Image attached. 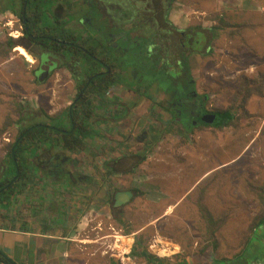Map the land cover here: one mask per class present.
Masks as SVG:
<instances>
[{
    "label": "rangeland",
    "instance_id": "1",
    "mask_svg": "<svg viewBox=\"0 0 264 264\" xmlns=\"http://www.w3.org/2000/svg\"><path fill=\"white\" fill-rule=\"evenodd\" d=\"M69 1L73 5L71 9L63 7L60 2L57 5L60 4L58 8L63 14L67 11L73 12V21L72 17H69L72 21L69 24L71 30H76L77 19L83 18L80 22L88 23L85 29L90 30L92 27L98 31L92 37L97 39L98 43L106 42L112 45V42H115L113 47L119 48L121 56L124 54L123 58H127L128 64L133 68L156 62L144 53L146 42H138L130 31L132 26L139 31L144 30L143 27L140 28L144 18H154V14L146 15L151 0L139 3H130L131 0ZM160 1L162 5L159 14L164 5V0ZM219 1L221 0H173L170 13L169 8L166 9V18L162 13L157 16L156 26L186 31L191 27L205 28L206 20H212V26H219V20L222 19V24L227 27L222 28L217 39L212 41L209 54H188V65L196 81V93L207 96L205 111H208V115L230 108L229 111L236 121L223 127H216L217 122L196 128V120H188L187 123L179 121L181 117L178 118L180 115L175 111L181 110L178 109L179 105L169 111L161 107L173 99L172 91L152 92L151 101H148L130 89L127 92L124 89L119 90L118 98L124 105L121 109H128L129 115L123 120L121 130L125 138L122 141L124 147L121 153L117 151L113 155L121 157L132 152L133 159L144 157V161L135 172L125 177L103 179L101 183L100 179L96 178L93 183L94 178L89 176L88 184H82L85 190H81V194L73 200L80 204L81 212L85 208L82 205L83 199L90 198V202L95 204L91 206L89 203V208L83 211L86 212L85 216L80 213L81 218L77 219L78 225L81 220L86 222V226L89 225L83 228L82 232L78 230V237L86 239V250L91 258L103 259L108 263L110 259L115 264H143L142 259L132 255L135 238L142 237V244L146 246L147 251L167 264H176L182 257L187 256V251L190 252L187 259L189 264L220 258L234 260V255L242 249L251 235L250 226L254 219L264 209V89L261 95L252 92L242 109L239 104L244 93L241 92L242 89L238 92L242 78H254L256 72H264L263 67L254 70L253 67L247 66L250 57L246 56V50L242 51L245 54L242 55L243 58L237 55L238 46H247L249 37L256 33V29L252 24H248L251 23L250 20L244 18L247 13L239 12L235 0H226L227 3H224L234 4V8L223 9L219 8ZM254 1L264 9V0ZM20 2L21 0H0V10L14 7L18 13ZM104 3L109 4L112 9H118V13L99 12V5ZM142 5L145 9L140 10ZM155 5L156 3L153 4ZM84 7L86 8L83 9ZM82 12L86 17L81 16ZM130 14L134 17L125 20ZM189 18L191 20L188 22ZM238 21L244 28L242 27L237 35V29L232 23ZM22 36L18 18L11 12H0V43L4 44L11 38L14 43L16 41L19 45H24V48H21L31 58L29 62L25 60V56L15 51V47L12 48L13 52L10 50L6 56L0 53V163L4 146L11 142L15 135L16 124L13 123L19 117L16 104L21 103L24 111L41 113L47 120L48 114H63L64 109L78 93L71 74L64 68L55 67L44 82L34 80L33 71L38 68L39 52L36 46L28 43ZM258 37L263 42L264 34L260 33ZM169 40L172 57H176L182 40L179 37ZM72 61L73 59H70L68 62ZM175 61L176 59L173 60ZM250 68L253 70L251 73ZM83 70L82 68L81 71ZM135 77L137 74L131 75V78ZM237 95L239 98L235 101ZM187 105L191 106L190 103ZM186 106L182 109H187ZM193 110L198 111L196 108ZM188 116L190 114H187ZM9 122L12 123L5 126ZM113 135L115 137L114 133ZM75 155L77 154L69 156ZM101 157L102 155H97L94 160L90 152L80 153L74 170L85 172L94 167H102ZM122 184L133 200L121 203L112 211L111 206L109 209L108 205H105V201L110 199L115 191H119ZM253 187L261 189V192L252 189ZM90 189L92 192L89 195ZM183 190L187 191L185 198L175 204L176 199L182 196ZM21 193L23 194L16 196L18 201L15 204L11 203L10 196L12 206L8 210L2 211L3 207L0 208V224L3 223L1 215L13 219L14 222H11L15 225L22 224L24 190ZM36 197L38 194L32 195L33 200ZM173 203L174 206L169 205ZM199 205L210 213L214 220L224 218L215 230V246L210 245V240H207V222L201 216ZM119 234L123 235L121 239ZM113 236L122 240L119 245L124 252L114 248L117 245ZM177 242L184 247H179ZM200 250L203 251V256L196 260ZM173 251L176 252L173 254ZM173 255H179L181 258L174 259Z\"/></svg>",
    "mask_w": 264,
    "mask_h": 264
},
{
    "label": "trees",
    "instance_id": "2",
    "mask_svg": "<svg viewBox=\"0 0 264 264\" xmlns=\"http://www.w3.org/2000/svg\"><path fill=\"white\" fill-rule=\"evenodd\" d=\"M165 1H169L168 5H170L173 0ZM57 2H60L63 7L68 9L73 7L69 0H21L20 11L18 13L14 7H6L0 10L3 13L10 11L18 18L24 40L37 47L39 54L45 58L43 61L48 59V56H53L61 60L57 69H67L69 68L67 67L69 65L68 61L73 59L71 66L74 68L71 69V72L74 74L73 81L78 90L76 97L64 109L63 114H56L49 117L46 113H43L48 117V121H45L46 118L41 113L24 111V106L21 103L16 104L19 117L13 123L16 124L15 135L12 141L4 146L3 157L0 163V208L8 209L12 202H17L18 198L16 196L23 194L21 192L26 188L30 180H35V183L39 184V179L37 178L36 180L33 178L35 176L39 177L43 173V169L51 168L47 155H51L53 162L59 159V163L61 164L52 166L54 173H51L50 176H56L55 178L58 177L59 181L61 180L65 183L72 181L74 184H71L75 185L76 182L62 171L63 165L68 161V158L62 152L74 155L85 148L86 139L91 138L94 134L92 126L94 111L99 109H116L117 107L121 108V106H124L118 98L120 95V93L118 94L119 90L123 91L124 89L127 92L130 89L136 92L139 97H143L148 101L151 99L150 93L152 92L168 93L172 91V103L176 102L178 98L185 99L186 102L187 100L192 101L195 106L200 105L202 107L207 103L206 95L201 96L196 93V81L188 65V54H196L195 52L203 54L205 51H208L205 54H209V46L213 41L211 30L196 27H191L189 30H186L183 36H187V34L193 32L190 34V44H185L184 38V42L181 41V45L182 49L185 50L178 52L174 64L168 63L165 57L171 56L172 54L169 48L170 42L167 40L170 32L165 30V27L161 25L156 27V21L159 15L162 13V16L165 17L167 15L166 10L162 6L161 13L159 14V8L162 5L161 1L151 0L148 4L146 15L154 14L156 20L150 19L149 17L144 18L145 21L140 25V28L143 27L144 30H140V33L145 32L149 36L144 34L139 35L138 42L145 41L154 46V51L152 52L145 44L144 53L151 56L156 62H152L151 64L145 63L141 66H134L133 68L132 65L128 64L127 58H123L125 55L123 54V57L121 56L122 52L119 48L113 47L114 44L109 45L106 42L98 43L92 37L98 31L92 29V27L90 30L85 29L88 23L80 22L83 18L77 19V29L71 30L69 24L74 19L73 12L67 11L64 13L65 16L63 18L53 16L52 7ZM154 3H156L155 6H153ZM81 16L86 17L83 12ZM69 17H72V21L69 20ZM221 23H224L222 19L219 20V25ZM154 28H157L158 31H152ZM171 28L174 32H177L175 28ZM157 34L166 37V40L159 42L157 39L156 44L151 38ZM159 44L166 47L164 52L157 47ZM18 46H23L24 48V45H19L16 41L14 43L9 38L4 44L0 43V53L6 56L12 48ZM162 54L165 55L163 56ZM80 63H83V65L79 66ZM82 68L84 69L81 71L82 74L80 73V76H76V70L79 69L80 71ZM33 74L34 80L38 82L35 77V71H33ZM132 74H137V77L131 78ZM241 80L242 83L238 92L242 89L241 92L244 93L239 104V107L242 109L246 99L252 92L261 95V91L264 89V72L258 74L255 79L244 77ZM181 91L185 93H181ZM237 98H239V95H237L235 101ZM170 102L161 107L165 111L173 109ZM182 106L186 105L182 104ZM178 109L182 108L179 106ZM229 110L230 108H227L225 111L216 112L221 117L220 122L215 125L216 127L228 126L233 121H236V118ZM200 111H203V109H200ZM172 114H174V111ZM181 116H178V118ZM175 118L177 119V117ZM181 118L185 120L184 116ZM196 118L194 116L186 117L189 121L195 119L200 121L199 116ZM39 119H43L44 121ZM11 123L9 122L5 126H9ZM202 126L209 125L201 122L196 128H201ZM1 132L2 130L0 134ZM56 149H60L61 152L57 154ZM135 161L133 162L137 165L140 161H144V157L137 158ZM135 163H133L130 172L136 168ZM79 180L81 181L83 179L79 178ZM252 189L261 192V189L254 187ZM128 195L129 201L127 203L133 200L130 193ZM259 195L262 197L261 193ZM10 196H12L11 203ZM116 201L118 200L114 196L111 205H116ZM115 209L116 207H111L112 211ZM199 210L201 216L207 222V240H210V245L215 246L217 243L214 237L215 230L224 221V218L214 220L211 214L207 213L200 205ZM250 231V237L242 249L234 255V260L220 258L212 259L205 263L201 260L197 264H264V209L254 219L253 224L250 226ZM142 243V237L135 238V243L132 248V255L135 258L142 259L140 261L143 264H167L161 258L149 253L146 246ZM187 252V256L176 264H189L187 259L190 252ZM199 254L196 260L200 256H203V251L200 250ZM0 264L16 263L0 250ZM110 264L115 263L111 260Z\"/></svg>",
    "mask_w": 264,
    "mask_h": 264
},
{
    "label": "crops",
    "instance_id": "3",
    "mask_svg": "<svg viewBox=\"0 0 264 264\" xmlns=\"http://www.w3.org/2000/svg\"><path fill=\"white\" fill-rule=\"evenodd\" d=\"M140 1L142 2L143 0H131L130 3H135V2L139 3ZM57 3L52 7V14H54L53 16H55L56 18H63L65 15L61 13V10L58 8ZM219 3H221L219 5L220 9H223L225 7L234 8V6H232L234 4L224 5V3H227L226 0H221L219 1ZM168 4L169 1H165L163 6L165 10L169 8V13H170L172 5H168ZM235 5L237 8H239V12H241L242 14L247 13L244 16V18L246 20H250L251 23L248 24L249 25L252 24L256 29V33L251 37H249L250 41L247 44V46H240V45L238 46L239 50L237 51V55L239 58L240 57L243 58L245 54L242 51L246 50L248 52L246 56L250 57L248 58L250 63L247 66L253 67L254 70H256L258 67L264 68V37H263V42L258 37L260 33L264 34V9L262 8V5L256 4L254 0H235ZM87 6L88 5H86V7ZM86 7H84L83 9H85ZM233 8L232 10H234ZM141 9H145V7L143 5L140 6V10ZM99 10H100L99 12L104 14L107 13V11H111L112 13L115 14L118 13V9H112L111 6L107 3L99 5ZM137 11L139 10L137 9ZM4 13L10 14V11H6ZM133 17L134 15L130 14L125 17V20L132 19ZM108 19L110 22V18ZM153 20H156V18L154 17ZM190 20L191 18H189L188 22ZM179 21L180 20H178V22ZM211 21L212 20H206L204 25L205 28L203 29L211 30L212 31L211 36L213 40H215L217 39L220 30L227 26H225L222 23L219 26L217 25L212 26ZM195 24L198 23H194V25ZM126 25H128V23H126ZM232 25L237 29V32L235 31L233 32H235V34L238 35L239 30L242 29L243 27L242 23L239 24L238 21L237 23H232ZM214 28L216 29L214 30ZM154 30H157V28H154ZM167 30L170 32L167 37L168 41H170L169 38L173 39L176 37H179L180 40H182L181 38L182 36L180 33L185 32L183 30L180 31L176 30L177 32H174L172 28H168ZM130 31L132 32L133 35L132 37L137 40L139 38V35L144 34L149 36V34H146L145 32L140 33L139 29H134L133 26L130 27ZM20 38L19 40H21ZM151 39L153 42H156L157 44V39L160 42L166 40V37H162L157 34ZM112 43L115 44V42ZM145 44L150 51L152 52L154 51L153 45L148 44V42H146ZM157 47L160 48L162 52H164L166 48L164 45L161 46L160 44L157 45ZM179 50H180L179 52H182V50L185 49H182V45H180ZM206 52L207 51H205V53ZM195 53L198 54L197 52ZM190 54L191 56H194V54L192 53ZM162 55L164 56L165 54ZM199 55L202 54L199 53ZM176 58L177 57H172V54L171 56L165 57L168 63L171 64L175 63L173 62V60H175ZM50 59L56 61L55 63L56 68L61 63L60 59L55 58L53 56H48V60ZM69 65L67 66L69 67L67 69L70 71L69 73L73 78L74 74H72L71 69H73L74 67L71 66L72 62L69 63ZM82 65L83 63L79 64V66ZM249 71H250L249 73L253 72L252 68H250ZM75 73L76 76H80L82 74L81 69L80 71L79 69H77ZM258 73L259 72H256L254 78H249V79H255L258 76L257 75ZM93 115L94 116L92 118V122H93L92 126L94 130V134L93 136H91V138L86 139L85 148L82 149L79 153H76L77 155L75 156H69V154L62 152V154L64 153V156L68 158V161L63 165L64 167L62 171L65 172L67 176H70V178H72V180L76 182L75 185H73L74 183L72 181L70 183H65L64 181L61 180L59 181L58 177L55 178L56 176H50L51 173H54L52 171V166L60 163H59V159L53 162V158L51 157V155H47L50 160L49 166H51V168L49 167L43 169V173L39 177L35 176L33 178L36 180L38 178L39 184H36L35 180H30L28 182V185L24 189L25 202L23 206L24 214L22 215L23 216L22 224L15 225V223H13L14 222L13 219L1 215L3 218L2 220L3 223L0 224V250L16 264H110L104 261L103 259L91 258V255L87 253L86 250L88 247V245H86L87 243H85L86 239L83 237H78V230L82 232L83 228L89 226V225L86 226V222L84 223L83 220H81L80 224L78 225L77 222L79 221L77 219L81 218L80 213H83L85 216L86 212L83 211L86 210L85 208L87 207L89 208L88 205L89 203H91L90 198H88V200L87 198L83 199L84 201L82 205L85 208L83 209L82 212L80 210V204H76L75 201L73 200L77 199V197L81 194V190L83 191L85 190L82 184L85 183V185H87L90 177L94 178V180L92 179L93 183L96 178L100 179V183H101L103 179L112 178L113 180L115 178H120L123 176L125 177L126 175L128 176V174H132L133 172H135V169L142 162L140 161L139 164L136 165L135 162L137 161L135 160L137 159L135 157L134 160L132 159L133 158L132 152L131 153L129 152V155H127L128 154L127 153L125 155H122L121 157H114L113 155V153H117V151L121 153L122 152L121 150L124 147V143H122V141L125 140V138L121 130L123 128L122 124H124L123 120L125 119L126 115H129L128 109H121L119 107H117L116 109L115 108L99 109L94 111ZM48 116L51 117L53 115L48 114ZM113 133L115 134V137ZM116 141H119V143H117ZM113 145H117V147L114 148ZM55 151L57 154L61 152L60 149L59 150L56 149ZM85 152H90L92 158L94 156V160H96L97 155H102L101 162H103V166L97 169L96 167H94L89 169V171H85V172L80 170L79 171L74 170L75 165H77L78 163L77 162L78 155L80 153L85 154ZM73 160L75 162H73ZM131 162L135 163L136 165V168H134L132 172H130L133 165V163ZM79 178H82L83 180L78 181ZM123 186L124 185L122 184L119 191H115V193L111 196V198L110 199L108 198V200L105 201V205L107 204L109 209L110 206L117 208L121 204L119 203V201H116V205L113 204L111 205L112 198L116 196L117 193L129 194V192L124 190ZM91 192H92L91 189L88 190L89 195L91 194ZM186 193L187 191L183 190L182 196L176 199L177 201L175 202V204H177L178 202L179 203L182 202V199L185 198ZM33 194H38V197H36L35 200H33L32 198ZM82 196L85 195L82 194ZM175 204L173 203L169 205L174 206ZM93 205L95 204L91 203V206ZM6 210L8 209L3 208L2 211H6ZM120 236L121 238L123 237L122 235ZM178 245L179 247L182 246L180 244ZM175 246L177 247V245ZM120 250L123 251L124 249L121 248ZM174 252L176 251H173V254ZM173 256L174 259L178 257L181 258V256L179 255H173ZM110 261L111 260L109 259V262Z\"/></svg>",
    "mask_w": 264,
    "mask_h": 264
},
{
    "label": "flooded vegetation",
    "instance_id": "4",
    "mask_svg": "<svg viewBox=\"0 0 264 264\" xmlns=\"http://www.w3.org/2000/svg\"><path fill=\"white\" fill-rule=\"evenodd\" d=\"M156 24H157V22H156ZM168 28H166L165 30H167ZM193 33V32H192ZM192 33H189V34H187V36H183V33H180L181 34V36H182V40H183V42H184V38H185V44L186 43H188V44H190L189 42H190V40H191V38H190V34H192ZM176 35V34H175ZM175 35H174V37H175ZM23 37V36H22ZM40 56V61H39V63H38V68L37 69H39L40 67H41V65H42V63H43V59H45L44 58V56H41V54H39L38 55V57ZM48 59H46L45 60V62L47 61ZM49 61H51V59L49 60ZM44 62V63H45ZM178 93V92H177ZM192 101H188L187 100V102H186V100L184 99V100H182L181 99V101H179V99H177V101L176 102H173V103H171V105L173 106V108L175 107V105H179L180 106V108H183V106H182V104H184V105H186L187 103H190V105L191 106H189V105H187L186 107H188L187 109H181L180 111L179 110H175L176 111V113L178 114V115H182V116H184V118H185V120H183L182 118L181 119H179V121H181L182 123H187L188 122V120L189 119H186V117H187V114H190V116L191 117H197V116H199V119H200V121H197L196 119V122H197V126H199L200 125V123L202 122V123H204L205 124V122H206V119H205V116L208 114V111H205L206 110V108H205V106H206V104H205V106H200V105H196L197 107L198 106H200V108H197L196 106H192V103H191ZM198 109V111L197 112H194V110L193 109ZM200 109H203V111H200ZM188 111V112H187ZM186 112H187V114H186ZM181 116V117H182ZM207 124V123H206ZM196 126V127H197Z\"/></svg>",
    "mask_w": 264,
    "mask_h": 264
},
{
    "label": "water",
    "instance_id": "5",
    "mask_svg": "<svg viewBox=\"0 0 264 264\" xmlns=\"http://www.w3.org/2000/svg\"><path fill=\"white\" fill-rule=\"evenodd\" d=\"M43 61L41 67L36 71L35 77L39 83L44 82L55 68V64L52 61L47 60L45 63ZM206 123H219L221 117L217 114H207L205 116ZM116 198L121 203H126L129 200V195L127 193H119Z\"/></svg>",
    "mask_w": 264,
    "mask_h": 264
},
{
    "label": "bare ground",
    "instance_id": "6",
    "mask_svg": "<svg viewBox=\"0 0 264 264\" xmlns=\"http://www.w3.org/2000/svg\"><path fill=\"white\" fill-rule=\"evenodd\" d=\"M16 51H18L19 53H21L22 55L25 56V59H27L28 61H31L30 56L25 52V50L21 47H16L15 48ZM162 251V250H161ZM164 251V250H163ZM165 252V251H164ZM166 255V254H165Z\"/></svg>",
    "mask_w": 264,
    "mask_h": 264
},
{
    "label": "built area",
    "instance_id": "7",
    "mask_svg": "<svg viewBox=\"0 0 264 264\" xmlns=\"http://www.w3.org/2000/svg\"><path fill=\"white\" fill-rule=\"evenodd\" d=\"M120 236V235H119ZM123 236V235H122ZM115 239H116V236H113ZM120 239H121V236H120ZM120 239H116V240H114V242H115V245H117L116 247H114V248H117V249H121V245H119L120 244V242L122 243V240H120ZM109 248V247H108ZM110 251V250H109ZM120 251H122V250H120ZM110 252H108V254H109ZM123 255H124V253H122ZM120 256V255H119Z\"/></svg>",
    "mask_w": 264,
    "mask_h": 264
}]
</instances>
